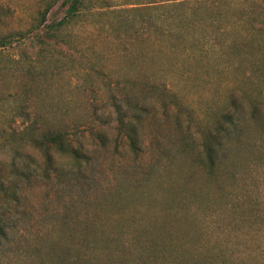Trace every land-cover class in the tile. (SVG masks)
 <instances>
[{"label": "rangeland", "instance_id": "374dc122", "mask_svg": "<svg viewBox=\"0 0 264 264\" xmlns=\"http://www.w3.org/2000/svg\"><path fill=\"white\" fill-rule=\"evenodd\" d=\"M47 1L0 0V264H264V0H91L58 38Z\"/></svg>", "mask_w": 264, "mask_h": 264}, {"label": "trees", "instance_id": "16d2710c", "mask_svg": "<svg viewBox=\"0 0 264 264\" xmlns=\"http://www.w3.org/2000/svg\"><path fill=\"white\" fill-rule=\"evenodd\" d=\"M59 0H51L47 1L40 9L38 13V17L36 19V25L34 26L36 29L40 28L46 22V18L52 9V7L58 2ZM91 0H64L62 5L66 6V14L62 20L57 23H52L50 28L47 32L50 38H58L59 32L67 27L73 19L82 14L86 13L87 10L91 8ZM18 38L16 33H3L0 31V50H2L7 45L11 44ZM1 58V53H0ZM151 80V79H150ZM139 88L140 92L145 96L148 97L149 95L156 94L157 90L155 84L152 81H148L147 83H143L140 85ZM127 87V86H126ZM167 89H169L167 87ZM124 90V99L126 102L131 106L133 109H140L143 106L139 105L142 101L136 100L133 101L134 96L130 93V91ZM133 109V110H134ZM227 120L229 123H233L232 115L229 113L227 115ZM28 133L26 136L30 140V142L38 148H41L46 152L47 156V163L48 165L52 166V159L53 154L52 151L57 153H70L72 154L77 160H82L84 158V153L79 149L75 150L71 146V139L68 137V134L62 130H38V127L30 124L28 127ZM230 128L227 126H223L220 122L217 123L216 131L213 133L210 142L205 143L204 154H205V161L204 165L210 171H213L217 166V156L219 152V147L221 144L222 137L225 135L230 134ZM223 133V134H222ZM129 141L133 150H138V137L136 135L135 130H131L128 132ZM21 139L25 140V136H21ZM6 235L5 228L2 224H0V240L3 236Z\"/></svg>", "mask_w": 264, "mask_h": 264}]
</instances>
